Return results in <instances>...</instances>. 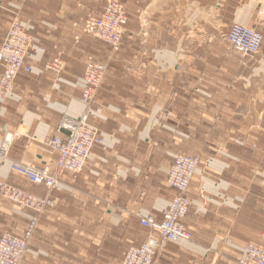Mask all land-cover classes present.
Listing matches in <instances>:
<instances>
[{"label": "crops", "instance_id": "0c3cea01", "mask_svg": "<svg viewBox=\"0 0 264 264\" xmlns=\"http://www.w3.org/2000/svg\"><path fill=\"white\" fill-rule=\"evenodd\" d=\"M121 1L128 23L115 54L75 27L86 15H98L103 0H0V47L18 13L44 48L31 53L26 64L32 73L20 75L13 96L0 101V152L8 143L0 181L55 203L40 217L21 264H120L129 247L149 236L140 218L161 219L171 202L167 175L178 154L202 158L183 221L193 241L166 242L157 264H239L248 243L264 245V219L252 231L255 202L264 205V84L237 82V53L225 51L224 39L189 41L192 20L183 2ZM216 6L234 19L249 14L244 22L264 36V0ZM139 11L150 19L148 35H142ZM179 41L180 50L173 45ZM57 57L66 64L60 79L45 70ZM88 57L108 65L90 106V122L104 143L76 180L62 172L57 189L33 186L12 165L41 166L56 158L42 142L64 118L85 111L80 96ZM256 57L264 64V43ZM33 215L0 196V237L21 236Z\"/></svg>", "mask_w": 264, "mask_h": 264}, {"label": "built area", "instance_id": "2783aa9c", "mask_svg": "<svg viewBox=\"0 0 264 264\" xmlns=\"http://www.w3.org/2000/svg\"><path fill=\"white\" fill-rule=\"evenodd\" d=\"M263 14V10L259 12V15ZM127 23L128 14L120 0H103L98 15H86L75 27H79L83 35L103 42L116 54L122 48ZM76 40H79V36ZM224 40L242 56L256 57L262 52L264 36L257 29L233 23L224 35ZM33 52L43 53L44 48L36 45L19 14L14 13L0 47V101L13 96L15 82L20 75L32 73V67L26 64V60ZM65 67L64 60L57 57L46 64L45 70L53 72L60 79ZM107 71V63L92 57L85 60L80 96V103L85 111L78 118H64L55 135L42 142V150L49 157L56 154V158L45 160L41 166L14 163V173L25 178L31 185L47 191L59 187L62 172L70 173L74 180L78 178L85 169L92 150L104 143L99 129L90 122V106ZM7 147L6 142L0 152L1 158H6ZM201 162V155H178L174 158L167 175V186L174 191L171 202L163 211L161 219L154 215L140 218V226L149 232V236L140 245L129 247L120 264H157V257L166 242L187 245L193 241V234L183 221L192 206L188 193ZM0 196L21 209L34 212L21 236L5 232L0 237V264H21L29 251L40 217L53 208L55 203L47 197L31 194L4 181H0ZM238 263L264 264V245L248 243Z\"/></svg>", "mask_w": 264, "mask_h": 264}, {"label": "rangeland", "instance_id": "374dc122", "mask_svg": "<svg viewBox=\"0 0 264 264\" xmlns=\"http://www.w3.org/2000/svg\"><path fill=\"white\" fill-rule=\"evenodd\" d=\"M218 1L220 0H175V2H181V3L183 2L182 4L185 5V7H187V11L189 13L190 20L188 21L192 20L190 22L192 23L191 26L188 27L189 36H191L189 38V41L191 42L197 41L198 38H200V41H204L206 44L209 43L210 41H217V39L218 41H223L224 35L226 34L228 28L233 23H237L248 28H253L250 25L246 24L247 22H244L247 21L248 17H250V15L245 13L244 11L237 13V17H238L237 19L233 18L234 13L218 12L217 9L218 7L216 6L218 4ZM138 22H140L141 25L140 28L141 30H143L142 35L143 36L148 35V31H149L148 26L150 23L148 14L143 11H139ZM180 40L184 41V38ZM182 41L181 43L180 41L176 42V44L173 45L178 46L177 49L180 50L182 44L184 43ZM171 42L172 41H169V43ZM193 45L194 43H190L191 47ZM195 45L197 44L195 43ZM224 48L227 53H232V54L237 53L228 44L225 45ZM236 55H237V66H238V70L236 73L237 82L240 84L243 81L245 82V79H247V82L250 81L251 83L254 84H262V83L264 84V64L259 60V58L244 57L239 53H237ZM248 126L250 127V124ZM254 127L255 129H258L257 128L258 124H255ZM258 177L262 181V175L261 176L259 175ZM263 219H264V205L263 204L257 205V202H255V215H254L252 231L256 232L259 229Z\"/></svg>", "mask_w": 264, "mask_h": 264}]
</instances>
